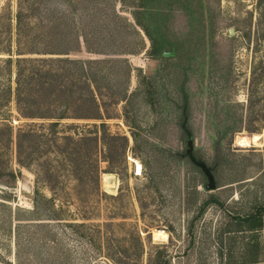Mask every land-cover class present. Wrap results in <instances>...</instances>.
I'll return each instance as SVG.
<instances>
[{"label": "rangeland", "instance_id": "obj_1", "mask_svg": "<svg viewBox=\"0 0 264 264\" xmlns=\"http://www.w3.org/2000/svg\"><path fill=\"white\" fill-rule=\"evenodd\" d=\"M206 4L211 38L205 49L197 42L195 57L175 52L151 58L150 40L140 28L141 37L131 41L122 33L126 45L142 41L145 47L126 54L133 65L132 93L114 106L115 116L106 119L110 131L120 136L107 143L82 142L81 150L85 158L91 155L99 161V213L102 220L120 224L118 237H129L135 230L143 238L149 233L153 241L167 243L169 264H242L252 258L257 262L248 264H264V227L252 232L235 218L264 204V0H206ZM229 26L234 27L232 35ZM187 27L184 11L175 9L168 18L169 31L182 35ZM138 67L145 75L140 79L143 87L152 86V103L137 86ZM8 82L0 61V189L9 187V165L20 169L11 186L14 194L7 197L13 205L29 207L34 174L18 165L9 146L8 112L12 124L23 120L16 117L14 101H5ZM88 122L94 134L93 121ZM188 134L194 157L208 167L215 181L212 189L205 186V171L185 153ZM242 138L247 145L240 143ZM108 149L116 152L114 162L106 159ZM53 153L41 145L38 161L54 157ZM40 188L50 194L48 187ZM0 197L6 196L0 192ZM157 230L167 235H155ZM156 248L145 239L146 251L154 253Z\"/></svg>", "mask_w": 264, "mask_h": 264}, {"label": "trees", "instance_id": "obj_2", "mask_svg": "<svg viewBox=\"0 0 264 264\" xmlns=\"http://www.w3.org/2000/svg\"><path fill=\"white\" fill-rule=\"evenodd\" d=\"M177 8L184 11L188 26L182 35L168 29ZM208 8L206 0H0V61L9 76L5 101H14L16 117L23 120L12 124L8 112L9 146L18 165L34 174L31 205H13L7 196L14 194L9 187L20 169H7L9 187L0 189L6 196L0 197V264H143L144 258L145 264H169L167 243L153 241L149 233L143 238L136 230L118 237L120 224L101 219L99 161L85 158L81 143H107L120 136L110 131L106 119L132 93L133 65L126 54L145 47L142 41L126 45L122 33L131 41L141 37L140 28L150 40L151 58L163 59L162 51L171 49L192 58L197 42L205 49L211 38ZM137 70V86L152 103V86L143 87L145 75L141 67ZM41 145L54 157L39 162ZM106 153L114 162L116 152ZM235 218L252 232L262 228L264 204ZM145 239L157 246L154 253L146 251Z\"/></svg>", "mask_w": 264, "mask_h": 264}, {"label": "water", "instance_id": "obj_3", "mask_svg": "<svg viewBox=\"0 0 264 264\" xmlns=\"http://www.w3.org/2000/svg\"><path fill=\"white\" fill-rule=\"evenodd\" d=\"M228 31H229V34L232 35L234 33V27L233 26H229L228 27ZM175 54V50L171 49V50H163L162 51V55L163 56H172ZM193 150H194V146H193V138L192 136H190L188 134V137L186 139V147H185V153L193 160L195 161L196 163H198L202 169L205 171L206 173V177L208 179V181L205 183V186L206 188L208 189H212L215 187V181L211 175V173L209 172V169L208 167H206V165L200 161V160H197L194 155H193ZM10 189H14V187H11Z\"/></svg>", "mask_w": 264, "mask_h": 264}, {"label": "bare ground", "instance_id": "obj_4", "mask_svg": "<svg viewBox=\"0 0 264 264\" xmlns=\"http://www.w3.org/2000/svg\"><path fill=\"white\" fill-rule=\"evenodd\" d=\"M240 140H241L240 143H241L242 145H247V144H248V140H247L246 138H242V139H240ZM137 165L139 166L138 168L140 169V164H139V162H137ZM137 172H140V171L138 170ZM155 235H160V236H162V237H165L167 234H166V232H165L164 230H157V231L155 232Z\"/></svg>", "mask_w": 264, "mask_h": 264}]
</instances>
